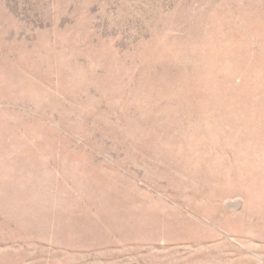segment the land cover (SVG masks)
<instances>
[{
  "label": "rangeland",
  "instance_id": "rangeland-1",
  "mask_svg": "<svg viewBox=\"0 0 264 264\" xmlns=\"http://www.w3.org/2000/svg\"><path fill=\"white\" fill-rule=\"evenodd\" d=\"M0 264H264V0H0Z\"/></svg>",
  "mask_w": 264,
  "mask_h": 264
}]
</instances>
